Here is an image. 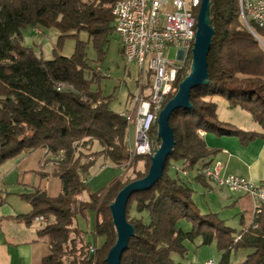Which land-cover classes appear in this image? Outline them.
<instances>
[{
    "label": "trees",
    "instance_id": "obj_1",
    "mask_svg": "<svg viewBox=\"0 0 264 264\" xmlns=\"http://www.w3.org/2000/svg\"><path fill=\"white\" fill-rule=\"evenodd\" d=\"M111 8L112 0H0V164L36 148L63 154L53 172L61 182L56 196L37 186L19 194L31 208L17 218L31 224L39 215L53 217L37 231L51 240L43 264H106L116 240L109 204L124 185L145 176L150 166L151 155L130 157L125 144L127 120L109 106L114 96L91 87L101 75L90 64L87 47L92 44L96 62L103 60L114 32ZM198 9L199 5L196 14ZM210 23L214 34L207 55L208 83L191 89V108H177L170 115L175 145L162 176L127 201L125 214L134 235L120 264H177L171 253L184 255V241L198 238L199 246L215 244L221 252L219 264H228L230 253L239 249L250 250L242 264H264V205L252 223L235 234L216 213L202 214L192 199L189 171H195V180L204 179L199 170L217 152L206 145L200 131L235 136L242 145L255 138L264 140V48L243 23L239 0H210ZM28 26L58 31L51 59L23 44L22 30ZM251 26L264 39V30ZM80 32L87 34L86 40L79 38ZM69 37L75 39L72 54H59L57 50ZM190 62L191 52L177 73L176 90L188 74ZM214 96L226 99L231 108L249 112L260 130H244L219 120L217 104L211 100ZM150 141L159 145L156 125L151 128ZM94 142L101 148L90 151ZM98 156L113 165L144 160L145 166L133 177L114 178L83 201L79 196L87 183L82 180ZM178 160L183 161L187 176L173 168ZM87 209L96 215L93 233L103 238L94 255L88 253L87 243L75 252L72 249L71 234L77 233L72 222ZM131 209L138 215L130 216ZM181 219L191 222L189 230L178 226Z\"/></svg>",
    "mask_w": 264,
    "mask_h": 264
},
{
    "label": "built area",
    "instance_id": "obj_2",
    "mask_svg": "<svg viewBox=\"0 0 264 264\" xmlns=\"http://www.w3.org/2000/svg\"><path fill=\"white\" fill-rule=\"evenodd\" d=\"M199 1L112 0L113 31L118 37L125 65L136 67L131 108L119 113L127 120L125 144L131 158L152 155L154 146L150 141V131L156 125L166 97L176 91L177 73L191 52L196 30L195 8ZM239 10L243 23L264 48V39L251 26L264 30V0H239ZM170 48L175 50L174 58L167 55ZM129 122H132L131 127ZM62 157V152L53 154L51 161L56 164ZM221 167L220 161L213 160L199 173L214 185L251 196L255 202L254 216H257L264 205V182H255L240 175L223 176ZM173 168L184 176L188 175L182 160L175 161ZM82 181L86 182L85 179ZM34 220L46 221V218L39 215ZM97 247L95 243L89 244L88 253L94 255ZM192 264L219 263L214 258H207Z\"/></svg>",
    "mask_w": 264,
    "mask_h": 264
},
{
    "label": "crops",
    "instance_id": "obj_3",
    "mask_svg": "<svg viewBox=\"0 0 264 264\" xmlns=\"http://www.w3.org/2000/svg\"><path fill=\"white\" fill-rule=\"evenodd\" d=\"M30 27H32V30L26 33V35H24L22 30V42L25 46L32 47L36 52V46L38 44L33 40L32 36L37 32L43 33V29L33 26ZM93 68L95 71H101V67L98 65H95ZM101 73L102 71L100 75ZM132 90L130 95H132ZM211 100H213V97ZM220 104L222 107L225 104L228 106V103ZM218 107L219 104L217 105V116L219 120L229 122L244 130H260V126L252 119V123L245 119L242 114H250L240 107L231 108L228 106L230 111L229 109L226 110L227 112L225 111L224 117L219 116ZM121 111H124V109L119 112ZM240 115L243 116L244 119H242ZM252 124H254V126ZM255 124L258 126L257 128ZM199 133L209 148L217 149V152L212 155V159L221 162V175H240L255 182H264L263 139L255 138L248 144L242 145L235 136H216L205 131H200ZM100 148L99 145V148L95 149V151ZM28 152L30 153V151ZM26 161L27 157L21 158L15 165L8 166L2 176L0 175V264H43V258L50 253L51 240L49 236H39L37 234L42 223H46L47 219L46 221L33 220L31 224H26L23 220L16 217L30 210V205L24 202L19 194L31 190L26 188V186L29 185L24 182V180H19L17 177L15 180H11L10 175L21 166L22 173L25 172ZM41 161L43 162L44 160L42 159ZM104 161L103 163H106V161ZM53 165L55 167L54 163ZM193 176L190 175L189 177V183L193 189L192 199L202 214L216 213L226 225L235 230V234L246 229L252 223L255 202L251 196L241 192H235L226 186L214 185L206 179L195 180ZM85 180L87 183L88 175ZM31 187L34 188L36 186L32 185ZM49 219L53 221V217ZM74 220L72 222V227L77 230V233H74L71 238H73L75 248L69 245L68 250L72 248L74 249L73 252H75L82 243H87L88 245L95 243L97 246L101 244L103 238L93 233L96 215L93 227L87 231L90 233V240H85V231L80 230ZM199 242L200 239L197 241V247L199 246ZM191 243L192 244L187 240L184 241V245L187 247V251L184 255H179L176 252L171 253V258L175 263L192 264L194 261L209 258L207 256L199 257L197 255V250L192 252V245L195 244V242ZM249 252L250 250L248 249H239L231 252L228 264H242ZM219 253L221 254V252ZM65 259H70V255H66Z\"/></svg>",
    "mask_w": 264,
    "mask_h": 264
},
{
    "label": "rangeland",
    "instance_id": "obj_4",
    "mask_svg": "<svg viewBox=\"0 0 264 264\" xmlns=\"http://www.w3.org/2000/svg\"><path fill=\"white\" fill-rule=\"evenodd\" d=\"M31 30L32 27L30 26L23 29L24 35H26V33L30 32ZM57 36L58 31L55 28L43 29V33H35V35H33L32 37L33 40L38 44L36 46V53L41 54L45 59H51L52 49L55 47ZM79 38L82 40H86L87 34L85 32H80ZM74 44L75 39L71 37L66 38L63 41L61 48H59L57 52L64 56H70L73 52ZM167 55L169 58H174V48H170ZM87 57L93 67H95V65H98L101 67L102 71L99 80L97 82H94L91 87L93 89L100 88L105 95L112 94L114 96L113 100H111L109 104L111 110H113L114 112L120 113L119 111L123 109L130 110V92L132 88L134 90L136 67L133 64L128 66L125 65V61L120 49V43L116 33L113 32L110 36V41L106 47L105 56L101 62L95 61L96 52L91 43H89L87 47ZM213 101L217 103V105L219 104L218 114L220 117H224L226 110L229 109L230 111V108L226 106L227 104H225L223 107L220 104L227 103L226 99H224L223 97L214 96ZM242 115H244L245 119H247L248 122L252 123L250 115ZM240 117L244 119L243 116L240 115ZM131 123L132 122H129V127H131ZM252 125L254 126V124ZM255 127L257 128L258 126L255 124ZM98 148L99 144L95 142L94 144H92L90 151H95V149ZM28 151H30V153ZM28 151H22L18 155L9 158L1 163L0 175L2 176L8 166L15 165L21 158L27 157L25 165L26 171L22 173L21 166L12 175H10V179L15 180L17 177L19 180H24V182L29 185L26 186V188L29 190H32L33 188L31 186L34 185L45 190L49 196H56L61 191V182L60 179L53 174L55 167L53 165V162L50 161L53 154L51 152H48L46 148H36ZM42 159L44 160L43 162L41 161ZM103 161L104 158L102 156H98L94 164L90 167L88 171L87 186L81 193L79 197L80 199L88 200L89 193L99 191L100 189L107 186L114 178H118L121 175H123V179L133 177L136 171H142L145 166L144 160L136 161L132 163V165L129 164L130 161L129 163H126L124 165H113L109 160H106L105 166L102 165ZM194 173V170L189 171V174L191 176H193ZM135 215L138 214L133 209H131L130 216L133 217ZM74 221L80 230L85 231V240H90L91 236L87 231L93 227L95 221V212L92 209H87L83 213H78ZM47 222H51V220L48 218L46 223ZM44 224L45 223H42L41 227L44 226ZM178 226L184 230H189L191 227V222L186 219H181L178 222ZM73 235L74 233L71 234V236ZM197 241H199V239H196L194 241L195 244L192 245L191 251L193 252L197 250V255L199 257H212L219 263L221 254L217 250L215 244L211 243L208 245L197 247ZM189 243L192 244L190 241Z\"/></svg>",
    "mask_w": 264,
    "mask_h": 264
},
{
    "label": "water",
    "instance_id": "obj_5",
    "mask_svg": "<svg viewBox=\"0 0 264 264\" xmlns=\"http://www.w3.org/2000/svg\"><path fill=\"white\" fill-rule=\"evenodd\" d=\"M213 34L214 29L210 23V0H200L191 48L190 70L179 82L174 96L165 103L158 113L156 133L160 142L158 146L153 147L148 172L142 178L124 185L109 204L112 223L116 230V240L107 253L106 264H120L122 253L127 248L129 238L134 235V227L127 220L125 214L129 197L134 192L151 188L162 176L165 160L175 145L173 129L169 124L170 115L177 108H191V89L208 83L207 55ZM256 39L258 40L257 37Z\"/></svg>",
    "mask_w": 264,
    "mask_h": 264
}]
</instances>
